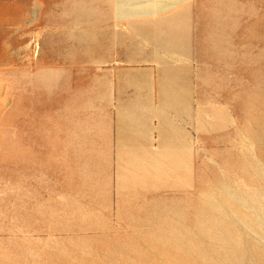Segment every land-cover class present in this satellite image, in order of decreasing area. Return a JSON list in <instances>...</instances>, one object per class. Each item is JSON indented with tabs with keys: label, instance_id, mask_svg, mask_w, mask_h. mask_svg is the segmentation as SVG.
Listing matches in <instances>:
<instances>
[{
	"label": "rangeland",
	"instance_id": "374dc122",
	"mask_svg": "<svg viewBox=\"0 0 264 264\" xmlns=\"http://www.w3.org/2000/svg\"><path fill=\"white\" fill-rule=\"evenodd\" d=\"M52 2L178 107L109 122L105 70H44L34 28L38 69L0 70V264H264V0Z\"/></svg>",
	"mask_w": 264,
	"mask_h": 264
},
{
	"label": "crops",
	"instance_id": "0c3cea01",
	"mask_svg": "<svg viewBox=\"0 0 264 264\" xmlns=\"http://www.w3.org/2000/svg\"><path fill=\"white\" fill-rule=\"evenodd\" d=\"M59 7H54L52 0H0V70H37L31 55V44L39 41L34 28L44 26V70H105L108 74L109 94L104 108L109 122L121 126L127 116L146 113L154 123L157 122L159 108L171 116L175 113L178 97L171 80L167 81L168 88L159 91L157 70H149L148 67L146 70H130L128 67L133 65L135 58L117 54L118 49L124 48L116 46L108 35L110 29L99 30L88 36L86 41L79 29L84 22L54 18V12L60 10ZM103 26L110 28L112 25ZM142 50L139 58L142 62L148 66L159 65V58L150 53L152 49L149 46ZM85 54L92 59L91 66L84 65ZM113 59H119L125 65L107 67ZM183 70H188V79H184L187 93L184 94L183 104L190 114L191 108L195 110L196 105L195 79L191 82L190 64L184 65ZM166 96L168 104L164 100ZM165 107L166 110H163Z\"/></svg>",
	"mask_w": 264,
	"mask_h": 264
}]
</instances>
